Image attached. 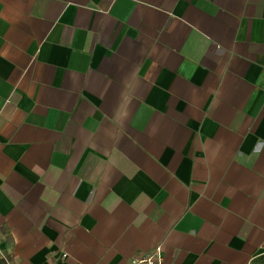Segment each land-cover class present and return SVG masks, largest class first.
<instances>
[{
    "label": "crops",
    "instance_id": "1",
    "mask_svg": "<svg viewBox=\"0 0 264 264\" xmlns=\"http://www.w3.org/2000/svg\"><path fill=\"white\" fill-rule=\"evenodd\" d=\"M264 253V0H0L7 264Z\"/></svg>",
    "mask_w": 264,
    "mask_h": 264
},
{
    "label": "built area",
    "instance_id": "2",
    "mask_svg": "<svg viewBox=\"0 0 264 264\" xmlns=\"http://www.w3.org/2000/svg\"><path fill=\"white\" fill-rule=\"evenodd\" d=\"M0 258L4 261L5 264L8 263L7 257L1 251ZM126 264H162V254L160 245H156L148 253L131 256Z\"/></svg>",
    "mask_w": 264,
    "mask_h": 264
},
{
    "label": "trees",
    "instance_id": "3",
    "mask_svg": "<svg viewBox=\"0 0 264 264\" xmlns=\"http://www.w3.org/2000/svg\"><path fill=\"white\" fill-rule=\"evenodd\" d=\"M0 264H5L1 258ZM251 264H264V253L253 258Z\"/></svg>",
    "mask_w": 264,
    "mask_h": 264
}]
</instances>
